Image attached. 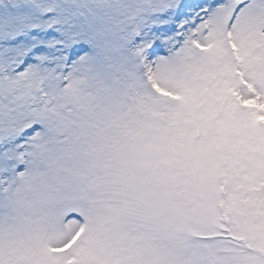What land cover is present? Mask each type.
<instances>
[{"label":"snow or ice","instance_id":"obj_1","mask_svg":"<svg viewBox=\"0 0 264 264\" xmlns=\"http://www.w3.org/2000/svg\"><path fill=\"white\" fill-rule=\"evenodd\" d=\"M0 264H264V0H0Z\"/></svg>","mask_w":264,"mask_h":264}]
</instances>
